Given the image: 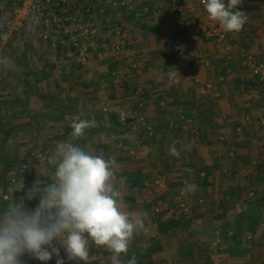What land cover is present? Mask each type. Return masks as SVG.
<instances>
[{"label":"crops","instance_id":"1","mask_svg":"<svg viewBox=\"0 0 264 264\" xmlns=\"http://www.w3.org/2000/svg\"><path fill=\"white\" fill-rule=\"evenodd\" d=\"M185 1L190 3V0ZM76 2L78 6L87 5L86 11L92 12L87 23L93 39L89 40V50L97 38L104 50L113 52L110 59L104 61L102 71L120 72V80L128 88L144 87L145 98H132L128 93L121 97L119 104L158 122L161 131L167 129L164 120L173 122L176 128L172 130L180 137L174 146L176 153H167L168 156L161 159L165 163H151L153 167L156 164L158 170L160 166L166 170L158 171L157 177L152 173L151 182L154 184L163 176L167 190L150 188L145 182L138 184L146 171L147 175L151 173L136 170L131 176L136 184L133 179L129 180L125 187L129 193L119 199L121 205L130 197L133 202L121 207L127 208L123 211L131 213L137 221V231L127 255L122 256V264H128L133 256L136 264H212L226 253L233 254L232 248H240V226L222 221L227 214L223 208L234 207L237 200L245 199L252 192L256 193L253 199L259 198L258 189L248 193L241 184L264 182V174L257 170L262 162L257 152L261 155L264 151V83L243 65L244 58L250 54L256 62H264V0H243L238 8L245 12L248 21L240 32H230L231 42L222 45L196 36L197 31L195 34L190 27L194 19L190 22V14H178L173 0H137L128 7L115 6L106 0H88V4L81 0ZM193 2L197 11H202V22L209 19L204 0ZM120 25L126 33V45L116 56L112 45ZM106 51L104 54H108ZM140 62L146 63L142 73L132 68L133 63ZM53 70L51 66L44 67L43 72ZM134 76L137 80L132 84L129 80ZM59 99L61 101L62 97ZM71 101L76 102L73 98ZM160 134L164 136L163 132ZM161 135H157V140ZM258 137L262 139L260 151L253 146ZM145 177L142 180L147 181ZM179 182L183 186L174 185ZM174 186L181 191H171ZM187 199L192 205L190 210L186 208L188 203H182ZM193 201L197 202L194 207ZM180 207L185 209L179 211ZM217 229L224 233L229 229L237 232L236 237L230 235L235 246L211 247L215 251V261H211L212 252L208 250L217 238L212 235ZM63 252L61 248L65 264H84L68 261ZM94 253L103 260H96ZM107 254L113 255L93 243L87 264H111V256ZM252 264L264 263L254 261Z\"/></svg>","mask_w":264,"mask_h":264},{"label":"rangeland","instance_id":"2","mask_svg":"<svg viewBox=\"0 0 264 264\" xmlns=\"http://www.w3.org/2000/svg\"><path fill=\"white\" fill-rule=\"evenodd\" d=\"M81 1L86 3L88 0ZM183 1L185 9H183L182 13H179L176 6L175 9L181 16L191 15L192 18L189 21L191 22L194 19V22L190 27L194 29L195 34L197 31L196 36L221 45L231 42L230 32H228L230 40L221 43L206 38L202 33L198 34L200 30L206 27L205 23H213V21L207 19L202 22L203 16L200 14L202 11H197L193 0H190L189 4L187 1ZM23 2L24 0H0V36L7 29L10 30V26L8 27L7 25L10 24L12 26L14 24L16 21L15 11L22 9ZM106 2L108 3V0ZM77 3L76 0L63 2L65 7L62 12H59L58 16L62 18L64 26L61 30L53 27L52 33L50 35L47 34V38L43 35L44 28L39 18L40 15L35 14L24 21V26L20 30L11 31L7 40L1 46L2 59L8 58L11 61V65L5 66L1 64L0 213H3L9 203L13 201L22 203V201H19L21 199L24 200L28 209H34L38 205L39 197L27 200V192L34 187L37 180L43 181L38 186V188H42L44 184H49L55 179L54 165L50 163V160L55 154L56 145L69 139L72 132V122L79 119L90 121V127L79 140L73 141V143L93 155H100L106 160L114 162L115 176L113 183L121 194L119 199L126 197L127 193H129L128 191L126 192L125 187L126 185L128 186L129 180L133 179L134 181L135 178L131 176L133 175L132 172L136 170H148L151 173L147 175L148 172L146 171V174L141 176V179H138V184L145 182L149 184L150 188L154 186L159 189L168 186L163 176L157 178L154 184L151 182L152 173L157 174L154 175L157 177L158 171H166L161 166L158 170L157 165L154 164L155 166L153 167L151 163L163 161L161 159L167 157V153H172V147L175 146L176 141L180 138L177 132L172 130L176 126L173 122L170 123L169 120H164V127H167V129L161 131L158 129V122L156 123L139 111L127 110L124 105L119 104L121 97H126L128 93L132 94V98L133 96H143L144 87L138 85L134 89L128 88L120 80V72L111 73L113 70H110L106 74L102 71L104 61L109 60L110 53L113 52L104 50L97 38H95L96 43L92 44V49L89 50V40L93 39L87 23L90 21L88 15L92 14V12L86 11L87 5L85 7L78 6ZM77 10L83 15L81 13V16L78 15ZM71 17L80 21L82 26L89 32L86 37L82 36L83 33L80 30L73 34L74 36H79L78 39L83 46L88 47V56L85 64H80L77 61L78 54L72 47L70 33L66 32V30H74ZM32 21H37L38 23L34 25ZM218 26L221 27L219 24ZM114 37L118 40L115 34ZM28 39L30 40L27 41ZM116 45L115 41L112 48L114 47V54L117 56ZM105 51L108 54H104ZM115 55L113 57H116ZM44 56L46 57L45 62ZM50 66L54 70L44 73V67L47 69ZM135 80L137 78L134 76L129 81L132 83ZM33 81L38 83L34 84L32 83ZM40 81L42 82L41 85ZM60 97H62V102L59 99ZM72 98L76 102L72 103ZM143 98H145V95ZM121 113H125L127 116L122 118ZM142 124L145 125L143 126ZM161 132H163L164 136L160 134ZM174 132L176 133L173 134ZM157 135H161L159 140H157ZM260 140L258 137L253 144L256 149L258 148L257 151H260ZM157 152L159 153L158 155ZM257 153L261 157V165L264 166V151H261V155L259 152ZM20 162L22 166L16 170L15 168L18 167ZM175 170L178 169L175 168ZM257 170L260 174H264L263 169L257 167ZM163 173L166 174L165 172ZM144 176H146L147 181L142 180ZM23 181L24 190L17 188ZM255 185L245 182L241 184L248 193L253 189H258L260 191L259 198L253 199L256 197V193L252 192L245 199L237 200L232 208L228 209L224 205V214L225 211L227 214H225V219L222 221L224 223L227 222V225L235 226L236 224L240 226L238 236L241 244L239 245V250L235 249V247L231 249L236 256L232 253H226V255L224 254L215 261V251L212 248H217V245L222 246V249H227L228 245L235 246V242L233 239L231 240L232 237L230 235H235V237L237 235V232L235 233L231 229L227 230L228 233L222 232V228L220 230L217 229L212 233L217 238L215 237V241L208 250L212 252L209 258H211V261H215L212 264H252L254 261L264 263V228L262 227L264 225V186ZM13 189H16L17 192L13 191ZM177 189L179 188L174 186L171 191ZM34 192L41 195L38 190ZM171 194L169 193V195ZM131 195L134 196V194ZM175 197L179 198L180 196ZM128 200L133 202L130 197ZM185 202L188 203L187 210H190L191 202L189 203L188 199L182 200V203ZM198 203L201 205L200 202ZM125 204L121 203V206H125ZM193 204L194 207L197 202L194 203L193 201ZM123 209L127 210V208ZM182 209L185 208L180 207L179 211ZM220 210H222V207H220ZM148 213L150 214L151 211H148ZM182 214H179V217ZM257 224L260 226H257ZM92 256L96 260H103L97 253ZM97 256L100 258H97ZM107 256L112 255L107 254ZM22 261L23 264H45V262L36 260L28 254L22 257ZM46 264H56V258L53 257Z\"/></svg>","mask_w":264,"mask_h":264},{"label":"clouds","instance_id":"3","mask_svg":"<svg viewBox=\"0 0 264 264\" xmlns=\"http://www.w3.org/2000/svg\"><path fill=\"white\" fill-rule=\"evenodd\" d=\"M242 2L204 0V5L211 21L227 32H240L248 21L238 8ZM0 64L10 66L11 61L3 58ZM89 127L86 119L74 120L69 139L56 145L50 160L55 179L42 188L38 186L43 181L37 180L27 192V200L37 196L35 190L41 193L34 209L26 208L21 199L22 203L13 201L0 213V264H23L25 254L45 264L53 257L56 264H65L61 248L68 261L87 264L93 243L113 253L111 264H122V256L127 255L137 231V221L121 209V194L113 183L114 162L73 143ZM171 151L175 154V147ZM17 188L24 190V181ZM128 264H136V257Z\"/></svg>","mask_w":264,"mask_h":264},{"label":"built area","instance_id":"4","mask_svg":"<svg viewBox=\"0 0 264 264\" xmlns=\"http://www.w3.org/2000/svg\"><path fill=\"white\" fill-rule=\"evenodd\" d=\"M137 0H108V3L114 4L115 6L119 7H128L131 5L133 2ZM139 2H144V0H138ZM174 5L176 6L177 10L179 13H182L183 9H185V4L183 0H173ZM64 1H58V0H24L23 2V7L21 10L15 11V22L11 26L10 24L7 25L10 30H6L1 36H0V59H2L1 51L2 48L1 46L3 43L7 40L9 33L11 31H18L24 26V21L27 20L29 16H34L35 14L40 15L41 19V24L44 28L43 35L45 38H47V34L50 35L52 33L53 27L58 28L59 30L62 29L64 26V22L62 18L59 15V12H62L64 7L63 5ZM63 7V8H62ZM67 11V10H66ZM39 19V20H40ZM38 20V21H39ZM72 28H74L73 31H67L70 33V38L72 40V47L73 49L76 50L77 52V61L80 64H85L87 56H88V47L83 46L78 37L79 36H74L73 34L77 31L80 30L83 37H86L89 32L85 29V27L82 26L80 21H77L76 18H72ZM34 25H36L38 22L37 21H32ZM206 27L203 30H200L198 34L202 33L206 38L208 39H213L214 41H218L219 43L224 42L226 40H230L229 38V33L225 31L222 27H219L217 23H206ZM125 31L123 27H117L116 29V36L118 40H116V48L118 50V53L120 50L122 51V47L124 48L126 45V40L125 39ZM245 61L243 62V65L249 69V72L251 75H256L260 76L261 81L264 83V62L263 63H258L256 62L255 58L250 54L247 55L245 58ZM145 62H140V63H133L132 68L135 70H138L140 73L144 71V68L146 67ZM1 64H0V82L2 80L1 77ZM140 93H142L140 91ZM139 94V93H138ZM122 118L126 117L127 114L121 113ZM143 126L145 124H142Z\"/></svg>","mask_w":264,"mask_h":264},{"label":"trees","instance_id":"5","mask_svg":"<svg viewBox=\"0 0 264 264\" xmlns=\"http://www.w3.org/2000/svg\"><path fill=\"white\" fill-rule=\"evenodd\" d=\"M65 5H63V7H64ZM62 7V8H63ZM7 135H9V134H7ZM21 166H22V163L20 162V163H18V167L17 168H15L16 170H18L19 168H21ZM259 169H263V172H264V166H262L261 164L259 165ZM13 170V169H12ZM18 174V173H17ZM191 174V173H190ZM189 176H191V175H189ZM264 179V178H263ZM133 182V184H136V181H132ZM174 185H181V182H179L178 184H174ZM260 185H262V186H264V182L263 183H260ZM127 186V185H126ZM181 186H183V185H181ZM180 186V187H181ZM34 195H37V196H39L36 192H34L33 193ZM123 195V194H122ZM37 196L36 197H34V198H36L37 199ZM124 196V195H123ZM126 196V195H125ZM125 201H127V202H130L129 200H128V198H126L125 199ZM122 202V201H121ZM127 202H125V203H127Z\"/></svg>","mask_w":264,"mask_h":264}]
</instances>
